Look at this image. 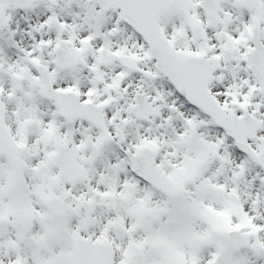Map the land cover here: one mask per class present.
Instances as JSON below:
<instances>
[{
	"label": "snow or ice",
	"instance_id": "1",
	"mask_svg": "<svg viewBox=\"0 0 264 264\" xmlns=\"http://www.w3.org/2000/svg\"><path fill=\"white\" fill-rule=\"evenodd\" d=\"M0 264H264V0H0Z\"/></svg>",
	"mask_w": 264,
	"mask_h": 264
}]
</instances>
